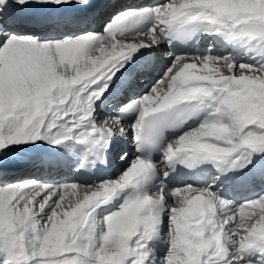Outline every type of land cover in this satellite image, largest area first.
<instances>
[{"label": "snow or ice", "instance_id": "1", "mask_svg": "<svg viewBox=\"0 0 264 264\" xmlns=\"http://www.w3.org/2000/svg\"><path fill=\"white\" fill-rule=\"evenodd\" d=\"M0 264H264V0H0Z\"/></svg>", "mask_w": 264, "mask_h": 264}, {"label": "bare ground", "instance_id": "2", "mask_svg": "<svg viewBox=\"0 0 264 264\" xmlns=\"http://www.w3.org/2000/svg\"><path fill=\"white\" fill-rule=\"evenodd\" d=\"M119 163V161H117Z\"/></svg>", "mask_w": 264, "mask_h": 264}]
</instances>
